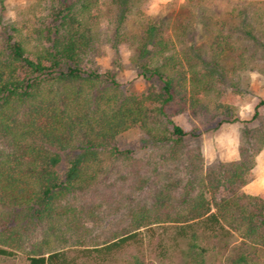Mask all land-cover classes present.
Returning <instances> with one entry per match:
<instances>
[{"label": "trees", "instance_id": "1", "mask_svg": "<svg viewBox=\"0 0 264 264\" xmlns=\"http://www.w3.org/2000/svg\"><path fill=\"white\" fill-rule=\"evenodd\" d=\"M147 1L36 0L19 19L3 24L0 255L14 257L40 220L43 238L31 244L28 264H102L137 241L139 228L167 221L175 238L188 240L190 251L204 253L211 242L227 248L237 232L242 240L230 247L232 263L259 264L264 258V194L242 190L254 177L264 129L245 130L238 158L216 160L206 168L200 147L184 139L191 112L238 118V92L227 90L226 77L239 70H264V62H256L258 50L264 51L263 12L243 16L239 11L225 34L216 28L220 20L202 9L203 23L213 24L215 35L207 46H198L188 40L187 26L174 36L162 20L147 17ZM132 15L137 22L129 24ZM236 30L255 51L236 43ZM103 36L118 55L122 45L133 48L139 73L153 81L146 92L127 94L108 70L83 67ZM134 126L154 145L147 160L116 144L117 136ZM63 160L65 168L59 172ZM153 172L158 200L151 207L131 206V228L82 247L78 255L43 250L52 233H80L70 199L90 194V206L96 207L109 191L125 197V187L141 188ZM113 173H119L115 179L110 178ZM221 190L225 193L217 198ZM25 219L28 223L22 224ZM13 220L16 224H10Z\"/></svg>", "mask_w": 264, "mask_h": 264}, {"label": "rangeland", "instance_id": "2", "mask_svg": "<svg viewBox=\"0 0 264 264\" xmlns=\"http://www.w3.org/2000/svg\"><path fill=\"white\" fill-rule=\"evenodd\" d=\"M35 1H0V31L3 24L19 19L21 12L31 8ZM202 9L211 13L214 16L213 20H220L216 28H222L226 34L230 33V27L239 11L243 16H251L252 13L260 11L264 15V0H148L145 13L149 18L162 20L165 23V30L174 36L179 34L182 26H187L188 40L198 46H207L215 35L212 32L215 27L213 24L204 25ZM39 10L40 8L37 11ZM131 18L129 24L137 22L136 16L132 15ZM262 21L264 23V16ZM136 27L139 28L138 24ZM108 38L103 36L95 43L85 56L83 67L100 71L108 70L122 83L123 90L127 94L146 92L153 81L147 80L139 73L138 65L132 60L133 48L122 45L118 55ZM234 39L237 44L239 42L243 46L249 45L250 51H255L254 44L251 45L252 43L243 38L240 30H236ZM262 51L258 50L257 63L264 62V56L260 57L264 53ZM238 72L240 75L237 74ZM226 78L227 90L238 92L234 103L238 118L221 120L222 115L206 114L204 111L198 114L191 112L185 119L186 124L184 123L188 126V134L184 139L190 145L200 147L205 168L216 160L229 161L238 158L239 143L245 137V130L249 129L251 133H255L264 129V70L260 67L245 72L239 70L232 72ZM256 107L259 115L254 116ZM171 110L172 108L169 109ZM116 144L120 148L130 149L135 158L143 160L149 159L154 150L152 140L139 126L131 127L119 134ZM255 161L254 177L242 186V190L250 194H264V145L255 154ZM57 168L62 172L65 161L59 163ZM118 174L113 173L110 178L115 179ZM154 174L156 173H150V181L141 188L125 187V197H122L117 190L107 192L105 196L102 195L101 205L96 207L90 206L92 198L90 194H78L70 199L76 207L77 220L81 223L78 227L80 233L78 236L65 237L52 233L48 242L43 243V250L45 252L64 250L71 256L78 255L81 254L79 249L82 247L104 243L131 228L132 219L129 215L131 206L151 207L158 200V176ZM224 193L221 190L217 198ZM175 204L180 203L175 202ZM12 218L14 219L13 216ZM37 221H35L37 224H34L36 230L32 227L29 235L25 237L23 249L17 250L14 257L0 255V264H28L27 251L31 249V244L43 238L41 231L45 224L40 220ZM26 223L28 221L25 219L22 224ZM10 224H16V221L13 220ZM170 229V222L167 221L150 223L139 228L137 241H131L125 248L116 252L111 261L102 264H234L229 257L230 247L241 242L242 237L239 233L235 232L229 238L227 248L211 242L207 246V251L200 254V249H198L199 253L188 250V240L175 238ZM82 264L97 263L86 260L82 261ZM259 264H264V258Z\"/></svg>", "mask_w": 264, "mask_h": 264}]
</instances>
